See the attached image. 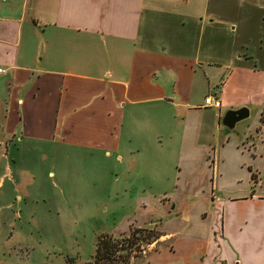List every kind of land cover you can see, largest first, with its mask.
<instances>
[{"label":"crops","instance_id":"1","mask_svg":"<svg viewBox=\"0 0 264 264\" xmlns=\"http://www.w3.org/2000/svg\"><path fill=\"white\" fill-rule=\"evenodd\" d=\"M235 14L226 0H0V189L13 142L114 157L126 180L139 153L167 147L172 191L132 190L113 235L160 220L159 246L171 244L143 264H264V57L225 42ZM211 95L219 108L204 106ZM157 108L166 132L123 138L127 117ZM241 108L224 134L222 116Z\"/></svg>","mask_w":264,"mask_h":264},{"label":"rangeland","instance_id":"2","mask_svg":"<svg viewBox=\"0 0 264 264\" xmlns=\"http://www.w3.org/2000/svg\"><path fill=\"white\" fill-rule=\"evenodd\" d=\"M226 1L238 18L235 24L226 25L225 42L236 40L235 49L239 54H250L261 61L264 57V11L258 8L255 11L248 4L250 0ZM145 114L149 120L145 119ZM153 116L165 118L166 114L158 112V108L139 112L138 121H145L141 124H132L130 116L127 117L123 138L133 131L138 136L154 135L157 128L162 133L170 128L165 119L153 124ZM242 124L244 121L238 123L236 130ZM0 149L3 152V148ZM161 150L155 154L139 153L143 168L139 165L141 171H133L135 173L126 180L124 166H118L114 157L106 159L92 152L58 149L52 144L36 143L30 148L29 143L13 142L7 148L4 163L9 171L0 189V264H108L95 263L92 259L97 238L106 234L111 235L118 246L112 255L117 264L147 262L154 252L171 244L159 246L164 234L160 220L143 227L154 230L151 236L134 239L129 244L125 243L129 233L113 234L123 222L122 215L133 213L132 190H136L137 195L148 193L147 183V187L155 186V192H163L164 188L172 191L177 158L167 147ZM137 157V154L133 156ZM2 171L5 173L4 168ZM134 177L143 183L138 188ZM114 197L118 204L109 205L116 201ZM121 226L119 229L125 228Z\"/></svg>","mask_w":264,"mask_h":264},{"label":"trees","instance_id":"3","mask_svg":"<svg viewBox=\"0 0 264 264\" xmlns=\"http://www.w3.org/2000/svg\"><path fill=\"white\" fill-rule=\"evenodd\" d=\"M146 233V234H145ZM154 233V230H150L148 228H135L130 230L129 234L127 235L126 242L130 243L134 239L145 238L151 236ZM156 237V236H154ZM159 237H157L158 239ZM134 243V242H133ZM124 244V243H123ZM117 244L112 239L111 235H101L97 238V242L95 245V252L93 255L94 262L98 263L101 261L107 262L108 264H117L118 262L113 261L112 255L116 250Z\"/></svg>","mask_w":264,"mask_h":264},{"label":"water","instance_id":"4","mask_svg":"<svg viewBox=\"0 0 264 264\" xmlns=\"http://www.w3.org/2000/svg\"><path fill=\"white\" fill-rule=\"evenodd\" d=\"M248 116L249 113L246 108L226 111L220 120V125L224 129V134H231L236 124L246 120Z\"/></svg>","mask_w":264,"mask_h":264},{"label":"built area","instance_id":"5","mask_svg":"<svg viewBox=\"0 0 264 264\" xmlns=\"http://www.w3.org/2000/svg\"><path fill=\"white\" fill-rule=\"evenodd\" d=\"M2 72V70H0V73ZM218 92L215 91V95L217 94ZM204 106L205 107H211V108H219L220 107V102L219 100L214 96V95H211V96H208L205 100H204Z\"/></svg>","mask_w":264,"mask_h":264}]
</instances>
